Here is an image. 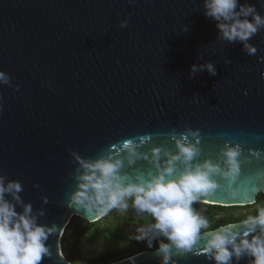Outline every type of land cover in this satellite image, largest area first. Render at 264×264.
<instances>
[{"label":"water","instance_id":"95a60500","mask_svg":"<svg viewBox=\"0 0 264 264\" xmlns=\"http://www.w3.org/2000/svg\"><path fill=\"white\" fill-rule=\"evenodd\" d=\"M240 3L264 16V0ZM249 43L253 55L223 39L203 0H0V71L9 77L0 83V175L22 184L21 201L38 223L56 227L41 264H164L159 246L72 255L76 231L104 216L71 201L82 171L77 156L118 155L125 182H135L157 173L165 151L177 150L174 138L198 144L194 163L210 157L222 168V149L239 146L238 175H216L218 186L194 205L240 207L264 194V28ZM208 62L215 75L200 70ZM125 139L137 144L131 164L120 148ZM154 146L161 147L155 163ZM260 207L264 199L250 215ZM247 217L230 223L243 233ZM205 240L189 252L172 247L168 264H216Z\"/></svg>","mask_w":264,"mask_h":264},{"label":"clouds","instance_id":"9594fccd","mask_svg":"<svg viewBox=\"0 0 264 264\" xmlns=\"http://www.w3.org/2000/svg\"><path fill=\"white\" fill-rule=\"evenodd\" d=\"M204 15L216 21L221 37L228 42L240 41L249 55L257 49L249 43L252 37L264 28V16L257 12L255 5L241 4L240 0H203ZM126 22H121V27ZM215 75L216 69L211 62L199 66ZM198 70L192 65V72ZM9 77L0 71V83H8ZM198 130H189L196 136ZM176 151H165L167 160L161 167L157 164V173H149L148 178L137 176L135 182L126 181L121 174V159L110 153L95 159L77 156L82 168L78 176V188L71 195V201L80 208L102 216L112 209L126 211L128 200L138 213H147L153 218L147 229L139 231L143 235L151 231L166 238L161 243L164 264H168L169 251L175 247L180 252H189L201 236H205V252L216 264H231L232 258L239 261L248 257L250 264H264V207L257 209L256 215H250L241 224L245 231L241 233L236 224L229 223L215 230L202 233L209 228V221L201 210L193 205L218 185L216 175L235 178L239 173V146L226 144L222 149L225 167L210 157L193 162L200 155L197 143L174 138ZM120 148L127 153L129 163L139 155L137 144L132 139L120 142ZM152 161L155 163L161 153L160 146L152 149ZM75 155V153H74ZM147 159L148 157L145 156ZM179 161V166L177 165ZM22 184L18 180H7L0 175V264H41L49 255L47 240L56 231L55 225L38 223L33 214L31 203H23L19 193ZM11 196L9 200L6 197ZM22 204V211L16 210V204ZM250 237V238H249Z\"/></svg>","mask_w":264,"mask_h":264},{"label":"rangeland","instance_id":"374dc122","mask_svg":"<svg viewBox=\"0 0 264 264\" xmlns=\"http://www.w3.org/2000/svg\"><path fill=\"white\" fill-rule=\"evenodd\" d=\"M261 198L256 202L240 207H200L193 205L197 210L207 211L209 230L215 224H222L228 218H244L249 216L258 206ZM126 211L112 209L102 218L94 222L85 221L76 231L77 239L74 242L75 252L72 255L81 259L117 252H132L141 249H151V240L160 239V236L146 231L143 235L139 231L153 223V218L147 213H138L133 207L132 200H128ZM163 237V236H162ZM143 244H148L143 246Z\"/></svg>","mask_w":264,"mask_h":264},{"label":"trees","instance_id":"16d2710c","mask_svg":"<svg viewBox=\"0 0 264 264\" xmlns=\"http://www.w3.org/2000/svg\"><path fill=\"white\" fill-rule=\"evenodd\" d=\"M257 198L258 199H264V194L263 193H259L258 195H257ZM202 213H203V215L206 217V218H208L209 217V213L207 212V211H202ZM225 222H224V224L225 223H230V222H235V221H240V218H228V219H226V220H224ZM220 224H218V223H215V224H213L211 227H210V229H213V228H216L217 226H219ZM206 229H202L201 231H205ZM166 242H168L167 240H166V238L165 237H162V236H160V239H158V240H155V239H153V240H151V246L150 247H158L161 243H166ZM145 245H148V244H143V246H145Z\"/></svg>","mask_w":264,"mask_h":264},{"label":"flooded vegetation","instance_id":"af4514ba","mask_svg":"<svg viewBox=\"0 0 264 264\" xmlns=\"http://www.w3.org/2000/svg\"><path fill=\"white\" fill-rule=\"evenodd\" d=\"M235 222H237V221H235ZM222 224H224V223H222ZM222 224H220V225H222ZM226 224V223H225ZM77 226H79V224H77ZM76 227V225L74 226V228ZM154 248V247H153ZM156 248V247H155ZM141 250H143V249H141ZM140 251V250H139ZM137 252V251H136ZM135 253V252H134ZM131 254H133V253H131ZM130 255V254H129ZM128 256V255H127ZM105 261L106 262H103V263H93V264H106V263H109V262H112V261H116V260H109V259H105Z\"/></svg>","mask_w":264,"mask_h":264}]
</instances>
